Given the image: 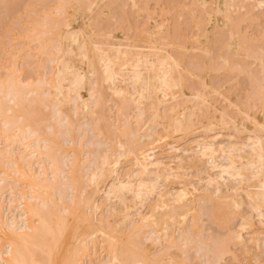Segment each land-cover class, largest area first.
Wrapping results in <instances>:
<instances>
[{"label":"bare ground","instance_id":"1","mask_svg":"<svg viewBox=\"0 0 264 264\" xmlns=\"http://www.w3.org/2000/svg\"><path fill=\"white\" fill-rule=\"evenodd\" d=\"M259 172L264 0H0V264H264Z\"/></svg>","mask_w":264,"mask_h":264},{"label":"rangeland","instance_id":"2","mask_svg":"<svg viewBox=\"0 0 264 264\" xmlns=\"http://www.w3.org/2000/svg\"><path fill=\"white\" fill-rule=\"evenodd\" d=\"M208 34H210V32H208ZM152 177H153V176H150V177H149L150 179H148V180L150 181V180L152 179ZM255 178H256L257 181H262V180L264 179V174H263L262 172L256 173ZM152 180L154 181V180H157V179H154V178H153ZM152 180H151V181H152Z\"/></svg>","mask_w":264,"mask_h":264}]
</instances>
